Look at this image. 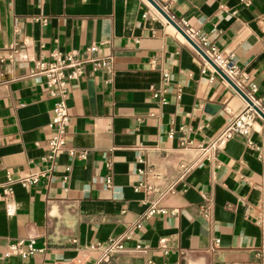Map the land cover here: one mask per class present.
Returning <instances> with one entry per match:
<instances>
[{"label":"crops","instance_id":"1","mask_svg":"<svg viewBox=\"0 0 264 264\" xmlns=\"http://www.w3.org/2000/svg\"><path fill=\"white\" fill-rule=\"evenodd\" d=\"M153 1L196 43L231 52L264 96V0ZM91 45L112 68L66 83L65 150L22 185L47 169L54 134L53 89L35 65ZM244 108L146 0H0V194L14 181L0 264H264V126L196 161ZM151 203L165 213L136 229ZM122 236L125 249L98 263L90 245ZM29 238L32 253L8 255Z\"/></svg>","mask_w":264,"mask_h":264},{"label":"built area","instance_id":"2","mask_svg":"<svg viewBox=\"0 0 264 264\" xmlns=\"http://www.w3.org/2000/svg\"><path fill=\"white\" fill-rule=\"evenodd\" d=\"M245 6L249 2L244 0ZM163 11L164 9L161 8ZM181 31L193 41L201 53L228 79L227 85L233 89L237 88L245 97V108L235 115L225 127L219 131L211 141L204 147L198 149L196 161L202 159H212L221 151L227 141L236 136L246 137L253 129L255 124L264 126V96L257 97V88L254 83H249L247 75L239 69L231 52L220 50L213 45H209L205 38L200 39V43L194 41L196 33L186 27V25H177ZM206 66L210 67L215 75H221L214 69L207 60L198 52ZM99 48L96 45L87 47L83 52L69 51L66 53H55V60L51 63H36L34 74L42 75L46 80V85L52 90V96L55 103L52 109L51 127L54 129V134L50 138L47 145V153L42 160L48 164L44 171L29 174L20 180L22 185H36L41 179L45 178L49 172L52 171L53 163L57 155L65 150L66 145V127L69 124V113L65 105L66 83L79 80L86 74V67L90 66L92 71L106 70L110 71L112 68V59L110 57H97ZM204 72V69L202 70ZM167 79V75L163 76ZM234 90V89H233ZM157 97L156 94H154ZM74 151H68L69 155H74ZM184 171L187 169L183 168ZM68 171V169H67ZM11 179H7L1 186L0 201L13 194ZM109 188V186H107ZM165 211L157 206L156 203H151L147 206L145 212L138 218L134 224L136 229L141 227L144 220L151 218L157 214H164ZM125 237H119L101 244L90 245L89 249L100 253L99 262H107L112 256L123 251ZM34 238L28 239V252H24L21 247L23 241H18L16 244L9 246L8 255L25 256L34 251ZM137 251L142 250L140 246L136 247Z\"/></svg>","mask_w":264,"mask_h":264},{"label":"water","instance_id":"3","mask_svg":"<svg viewBox=\"0 0 264 264\" xmlns=\"http://www.w3.org/2000/svg\"><path fill=\"white\" fill-rule=\"evenodd\" d=\"M148 1V3H150V5H152L171 25H173L179 32L180 34L188 41V43L198 52H200V54L207 60V62L214 68L217 70V72L221 75L222 78H224L226 81H228V79L201 53V51L196 47V45L193 43L192 40H190L182 31L181 29L177 26V24L161 9V7L153 0H146ZM234 91H236L242 98L245 99L244 95L241 93L240 90H238L237 88L233 87ZM246 100V99H245ZM264 119V116H263Z\"/></svg>","mask_w":264,"mask_h":264}]
</instances>
